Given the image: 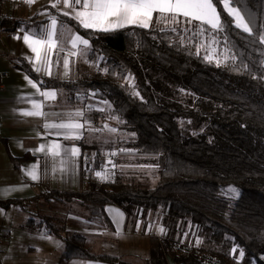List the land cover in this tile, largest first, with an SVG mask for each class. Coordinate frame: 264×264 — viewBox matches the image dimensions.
Listing matches in <instances>:
<instances>
[{"label": "trees", "instance_id": "16d2710c", "mask_svg": "<svg viewBox=\"0 0 264 264\" xmlns=\"http://www.w3.org/2000/svg\"><path fill=\"white\" fill-rule=\"evenodd\" d=\"M228 1L240 10L252 33L237 28L222 4L213 0L224 30L207 31L205 25V32L218 37L230 53L219 65L205 59L197 37L192 43L181 40L182 27L199 25L196 21L189 24L180 18L176 31L154 23L148 29L128 25L104 32L49 9L51 16L89 39L90 61L101 60L94 71L70 80L39 76L27 64L25 69L43 86L64 88L72 103L83 97L85 102L110 101L108 109L93 112L94 120L117 117L121 123L113 126L116 131L107 148L114 155L109 156L112 167L106 168L104 182L84 191L43 190L31 200L78 202L101 223H109V203L121 206L129 218L157 212L169 233L151 250L155 264H264V43L258 42V36H264V0ZM2 23L11 33L25 22L7 18ZM137 57L157 67L161 79L146 73ZM180 118L190 119L194 130L182 128ZM124 157L154 169H120L115 164ZM143 177L152 179L143 184ZM229 187L239 196L228 192ZM17 204L27 208L21 199L0 200L5 208ZM38 217L41 227L63 241L65 260L124 264L116 255L95 252L83 233L66 230L52 215ZM186 226L189 233L203 237L195 252L179 250L183 246L174 239ZM234 247L243 250V257L231 253Z\"/></svg>", "mask_w": 264, "mask_h": 264}, {"label": "crops", "instance_id": "0c3cea01", "mask_svg": "<svg viewBox=\"0 0 264 264\" xmlns=\"http://www.w3.org/2000/svg\"><path fill=\"white\" fill-rule=\"evenodd\" d=\"M55 2L35 0L28 4L25 0H0V69L8 72L5 86L0 89V200L21 199L27 207L25 209L17 204L5 208L0 205V264H116L97 259L65 260L63 241L39 225L38 215L44 213V209L48 210L45 214L52 215L58 222L61 220L60 224L66 230L83 233L95 252L116 255L130 264L134 260L147 262L152 248L169 233L157 212L151 211L144 218H129L121 206L109 203L105 206L109 223H101L92 218L88 210H84V206L78 202L62 204L44 199L31 200L43 190L84 191L92 183L101 184L106 179H101L96 173L108 177L105 166L108 157L114 155L107 148L109 141L95 138V132L106 129V124H97L93 117L95 110L104 109L100 104L96 105L90 99L85 102L84 97L72 103L64 88L41 85L24 67L27 64L42 77L70 80L94 66L95 62L87 57L89 39L57 17L54 37L57 44L49 54L51 75L46 74L43 68L39 72L35 70L40 67L35 60V53L22 38H15L23 36L21 28L25 31L31 29L41 34L39 38H45L43 32L50 25L49 9L61 14L68 12L66 16L78 21L74 18L72 7L64 5L63 0H60L57 7L53 8ZM76 10H80L79 6H76ZM156 16L153 15L151 24L165 23L158 22ZM7 18L20 19L25 23L16 31L7 33L2 23ZM73 35L83 37L88 41V46L78 43L73 47L70 43ZM65 59L68 61L67 68L64 66ZM29 81L36 83L37 87H32ZM53 90L56 92L54 100L41 95ZM34 103L42 105L41 110L45 116L23 114L32 111ZM77 110L83 111V117L73 115L71 119L85 124L75 134L81 138H66L74 134L65 129L44 127L46 123L69 122L70 114ZM53 144L60 145L58 157L48 153ZM40 145H44V152L37 151ZM73 148L79 150L76 155L66 153V150ZM116 163V166L129 163L139 165L133 157L120 158ZM34 165L39 177L36 180L27 175ZM35 216L36 224L31 225L29 220ZM160 228L164 229L163 233ZM117 231L120 235L116 234ZM42 235L52 239L41 238Z\"/></svg>", "mask_w": 264, "mask_h": 264}, {"label": "snow or ice", "instance_id": "6c2138e0", "mask_svg": "<svg viewBox=\"0 0 264 264\" xmlns=\"http://www.w3.org/2000/svg\"><path fill=\"white\" fill-rule=\"evenodd\" d=\"M26 3L32 4L35 0H25ZM218 3L222 4V9L226 10L228 15L232 17L233 22L237 28H240L245 33H252V28L249 27L248 23L244 21V18L241 16L240 12L236 8L229 6L228 0H217ZM237 3L240 0H236ZM60 3V0H56L52 4L53 8H56ZM64 5L73 8L74 18L79 21V23L88 29H99L104 32H111L117 29L124 28L128 25H136L145 29L151 27V22L153 20V15L157 14V21L165 22L167 26L168 22L171 21L173 24H180L181 17L185 18L189 24L193 21L199 22L198 25V34L203 35L206 31L205 25L208 26L207 31L219 33L224 30V26L221 22L220 14L216 8V5L213 3V0H63ZM76 6H79L80 10H76ZM64 15H69L68 12H64ZM50 25L46 26L43 36L45 38L41 39L39 36L40 33L33 32L31 29L25 31L24 28H21L20 31L23 36H16V39H23L26 44H29L32 52L35 53V60L40 67H37L35 70L37 72L41 71L43 68L46 74L51 75V61L49 59V54L51 50L56 47L57 41L55 40L57 19L55 16H49ZM163 30V29H161ZM172 31H176L175 27H172ZM258 42L264 43V36H258ZM70 43L73 47L76 45L83 44L86 47L88 46V41L79 35H73L70 39ZM219 44V41L213 36L211 43L209 44V54L205 56V59L208 62H215L217 65L226 62L229 59V48L226 46L223 51V59L217 58L215 55L216 47L212 45ZM203 47V45H201ZM197 55H199V50H197ZM231 59L236 60V55L232 54ZM64 66L67 68L68 61L65 59ZM107 71V69H105ZM27 79V77H26ZM130 79V77H129ZM32 84V87H37L36 83L29 81ZM133 95L139 96L138 92H133ZM45 97L51 99L56 98V92L48 91L41 93ZM95 95V93H93ZM107 103V102H105ZM42 105L39 103L33 104V110L23 113L27 116H45L46 114L41 110ZM103 111V109H99ZM55 115V114H53ZM83 117L84 113L81 110H77L74 114H70V120L67 123L59 124H45L44 127L60 128L65 129L69 133H73L71 137L66 136V138H81L80 135H75L79 133L81 129L85 127L84 123L72 120L71 116ZM113 119H118L117 117H112ZM87 123V122H85ZM190 123V122H189ZM107 127V125H105ZM109 131H116L114 128H109ZM60 148L59 144H53L48 149V153L53 157H58L60 155L58 149ZM37 151L44 152V145H40ZM78 149L66 150V153L69 155H76ZM114 154V153H113ZM61 164L64 161H60ZM63 170L62 168L60 169ZM27 175L30 176L33 180L38 179L36 173V166H32L31 170L27 172ZM96 175L101 179H107V176L102 175V173L97 172ZM228 192L234 194V197L239 196V192L235 187H229ZM160 232L163 233L164 229L160 228ZM117 235H120V232L117 231ZM41 238L52 239L50 236L42 235ZM200 241L197 240V243ZM237 249L234 247L231 249V253H236ZM244 252L242 249L239 250V256L243 257Z\"/></svg>", "mask_w": 264, "mask_h": 264}, {"label": "rangeland", "instance_id": "374dc122", "mask_svg": "<svg viewBox=\"0 0 264 264\" xmlns=\"http://www.w3.org/2000/svg\"><path fill=\"white\" fill-rule=\"evenodd\" d=\"M228 3H229L230 7L236 8L233 5H231L229 1H228ZM236 9H238V8H236ZM239 12H240V10H239ZM240 14L244 18V16L242 15L241 12H240ZM244 21L246 23H248L245 18H244ZM181 24H182V22H181ZM160 26H162V27H174V26H176V24H173L171 21H169L167 26L165 25V23L164 24L161 23ZM182 28H183L182 29L183 36L181 37V40L184 43H192L194 41V38L197 37L199 49L204 53L205 56L208 55L209 51H210L208 46L211 43L212 38H213L214 35H212V33H206V32H204L203 35L198 34V25H194V24L183 26ZM215 39L217 41H219V44L212 45V46L216 47V53L213 54V55H215L219 59H223V55L222 54H223L225 46L223 47L220 44V39L218 37H215ZM201 45H203V47H201ZM229 57H230V53H229ZM100 60H101V57L97 61H93V62H100ZM137 61L139 62V64L145 70L146 73H148L147 70L149 71V74L152 75L153 79L159 78V75H156L157 70L159 71V69L157 67H155L154 65L149 63L146 59L141 58V57H137ZM94 68H95V63H94V66H91L89 68V70L90 71H94L95 70ZM159 79H161V78H159ZM105 102H107V103H105ZM96 103H97L96 105L100 104L102 107H104V109H108L109 107H111V102L108 101V100L97 99ZM96 121H97V124H100V125H105L106 124V125H108L106 127V129H99V131L95 132V138L96 139H98V140L101 139V140H106V141H109L111 139V137L114 138L113 134H115L113 131H109L108 129L109 128H113V126L118 124L119 122L121 123L120 119H113V118H109V117H99V118H97ZM188 121H191V120L187 119V118H180L179 119V122H180V125H181L182 128H184V126H185L188 130L193 131L194 129H191V126H190L191 124ZM90 124H91V121H90ZM108 150H110V149H108ZM108 159L112 160L113 158L112 157H108ZM105 160H106V158H105ZM105 167H107L108 169H111L112 166H111L110 163H107ZM117 167L120 168V169H124V170H137L138 172H150L152 169H154L153 168L154 166L151 165V164H148V163H145V164H140L139 163V165H137V166L135 164H130L129 163L128 165L117 166ZM151 179H152V177H150L149 179H145L143 177L141 179V182L143 184H147V182H150ZM137 180H139V179H137ZM83 208H84V210H86L85 207H83ZM42 211L44 213H48V210H46V209H44ZM49 211H52V210H49ZM53 211L56 212L55 210H53ZM60 215L64 216L63 213H61ZM26 217H27V214H26ZM32 219L36 220V216L33 217ZM60 221L61 220H59L58 223H60ZM174 239L177 240V242H178L177 245H181V246H183L182 248H184V249L180 248L179 250H182V251L183 250H189V252H195V250H197V248L199 247V245L203 241V237H201L198 234H196L195 231H192V232L189 233L188 226L185 227L184 232L182 234H176ZM197 240H199L200 242L197 243ZM234 254L238 258H241L239 256V251L234 253ZM262 258L264 259V255L262 256ZM124 264H130V263L124 261ZM131 264H155V263L153 262L152 256L150 254L149 260L147 262L134 260L133 262H131Z\"/></svg>", "mask_w": 264, "mask_h": 264}, {"label": "built area", "instance_id": "2783aa9c", "mask_svg": "<svg viewBox=\"0 0 264 264\" xmlns=\"http://www.w3.org/2000/svg\"><path fill=\"white\" fill-rule=\"evenodd\" d=\"M7 76H8V72L0 69V89L4 88L5 79L7 78Z\"/></svg>", "mask_w": 264, "mask_h": 264}]
</instances>
